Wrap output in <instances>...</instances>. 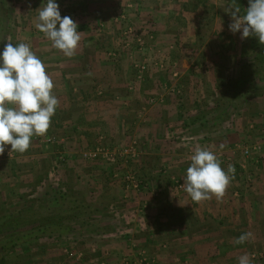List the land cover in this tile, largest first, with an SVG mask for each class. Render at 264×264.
<instances>
[{
	"label": "rangeland",
	"instance_id": "1",
	"mask_svg": "<svg viewBox=\"0 0 264 264\" xmlns=\"http://www.w3.org/2000/svg\"><path fill=\"white\" fill-rule=\"evenodd\" d=\"M86 1L56 0L61 16H70L78 27L83 26L79 17L84 15L77 6ZM101 1L106 5L111 1L116 4L109 6L107 14L100 13L105 18L93 20L94 41L105 45L101 59L117 60L126 67V88L120 85L119 89L133 94L134 102L130 103L134 107L140 104L139 109L129 105L130 114H120L114 122L109 120L106 123L100 116L103 118L98 121L101 127L95 129L97 132L90 145L77 149L59 145L64 136L60 135V130L55 131L58 119L53 116L46 135H34L25 152L10 151L11 146L8 145L0 155V172H12L9 179L0 180V215L4 210L29 205L36 210L47 197L44 193H50L52 188L61 189L84 204L97 208L99 216L91 220L94 223L91 228H97L86 230L82 238L43 234L27 239L5 256L4 264H194V256L188 254L190 250L184 254L180 250L175 251L167 236L162 241H154L157 235H170L176 230H162L158 213L151 210L156 204H163V210L170 211V203L174 205V202L166 200L169 199V191L175 194L170 195L171 200L173 196L179 202L184 201L181 196L184 193L183 176L196 146L215 152L225 170L229 165L235 169L226 189L232 192L227 197L228 201L236 198L241 200L240 203H246L247 198L257 205L259 197L264 195V149L259 153L251 152L248 158L241 153L242 147L264 144V84L260 87L262 95L236 113L232 124H224L206 136H203V131L192 134L183 127L198 116L199 111L215 108L221 91L226 90L223 84L239 70L251 36L241 39L239 32L229 30L232 22L229 7L234 3L240 7L241 15L245 8L234 0ZM44 3L46 0H0V49L8 41L13 44L29 42L42 61L54 60L51 42L35 28L38 8ZM108 19L113 23L108 24ZM85 39L81 37L80 42L95 44ZM39 45L48 50L44 57L40 55ZM177 56L181 57L182 65L175 59ZM193 62L203 64V70L196 73L192 69L190 72L188 67ZM140 63L146 67L141 79L135 68ZM186 69L192 80L189 84L184 83V79L178 81L181 71ZM158 71L165 72L171 84L165 83L160 89L162 94L157 98L173 95L176 104L174 111L170 107L154 109L153 114H164L161 121L167 118L162 135L152 130L151 125L148 132L138 131V122H147L143 114L156 103L154 94L159 92L158 87L154 91H140L139 83ZM104 92L102 86L93 85L85 103L102 105L106 100L102 96ZM143 93H147L148 98L141 103L135 101ZM194 99L196 103H193ZM140 112L143 114L139 115ZM193 125V128L197 126ZM156 134L160 147L154 143ZM44 137H52L55 141L45 143ZM93 151L98 152L96 159L82 156ZM58 156L63 157V162L57 161ZM22 158L27 160L25 164H15ZM70 158H74V162H83L81 171L85 175L98 170L101 178L98 182L107 190L99 194L97 186L90 182L82 188L76 186L71 180ZM257 188L261 189L259 195ZM233 192L237 193L236 197ZM252 192L256 195L244 196ZM191 204L196 205L197 202ZM262 224L263 229L256 233L264 231V221ZM176 229L178 232L180 228ZM260 240V243L245 246L246 251L242 252L251 254L254 264H264V235ZM144 241L145 245L142 244Z\"/></svg>",
	"mask_w": 264,
	"mask_h": 264
},
{
	"label": "crops",
	"instance_id": "2",
	"mask_svg": "<svg viewBox=\"0 0 264 264\" xmlns=\"http://www.w3.org/2000/svg\"><path fill=\"white\" fill-rule=\"evenodd\" d=\"M111 2L106 5V3H103L101 0H88L82 5L78 4L80 5L77 6L78 10L84 15L79 17V21L83 23V26L81 25L77 28L82 34L81 37L86 38L85 40L90 42L95 40V38H93L94 31H92V29H94L92 26L94 24L93 20L103 17L104 15L100 14L101 12L107 14L106 12L110 9L109 6L116 4L115 1H113V3ZM110 20L111 19L107 20L108 24L113 23ZM93 43L95 44L80 42V47L71 58L65 57L61 51L53 48L55 51L54 60L52 62H46L44 59L45 61H43L46 65V71L55 83L53 93L59 100V106L54 114V117L58 119V123L54 129L57 132L60 130V135H63L65 138L61 137L62 140H60L61 143H59L62 148L77 149V147L80 146L83 148L90 145L97 132L95 129L99 130L101 127L98 121L103 120V118L100 116L105 118L104 121L106 123L109 122V120L114 122L116 121V117H120V114L124 115L125 113H129V105L135 110L137 108L139 109L140 104L134 107L133 104L130 103L133 101L131 97L133 94H127L122 92L123 89H119L121 86L126 88L125 84L127 83V79L124 75L126 67H124L122 63L117 62V60L109 61L101 59L102 57L100 55L105 45L99 42L102 44L101 46L99 43H96V41ZM39 52L40 55L44 57V54L47 53L48 50L40 46ZM175 59L177 62H180V65L183 64L181 57L177 56ZM202 66L203 64L199 62H193L188 68L198 73L203 70ZM156 73L154 76L145 77L142 82L139 83L140 91L143 89L144 92H148L149 90L154 91V88L158 87L159 92L154 94V96H156V103L150 106V109L147 110L145 114L142 112L139 113V115L142 113L143 117H147V122H138V131L148 132V130L152 128V130H156V132H160L162 135V133L165 132L164 121H167V118L165 117L166 119L164 118L161 121V117L164 114H162V112L161 114L160 112L153 114L154 109L159 108L164 110L166 107H170L171 110L173 109L174 111L176 104L173 101V95H167V97L165 96L163 99L157 98V96L162 94L160 89L166 85L165 83L171 84V80L169 81L165 72L161 73L158 71ZM179 77L181 78H179L178 81H183L184 79V83L186 84L192 81L189 79L190 75L187 69L182 70ZM93 85L102 86L104 88L105 92L102 96L106 100H103L102 105L99 104L95 106V104L92 105L89 102L85 103V98H87V94L92 89ZM146 94L147 93H143L141 98L138 96V100L135 101H140L138 103H141L142 100L145 101L148 98ZM195 100L196 99L193 100V103ZM137 116L138 113L135 119H137ZM119 121L118 119V122ZM133 123L135 124V122ZM146 134L148 135L149 133ZM149 136H151V134H149ZM155 137L157 143H154L160 147L161 142L158 140V135L156 134L154 138ZM70 159L69 166L73 171L71 180L76 183V186L82 188L83 186H87L86 184L90 182L89 184L95 187L97 186L96 190H98L99 194L107 190V188L103 186L104 184L98 182L101 179L98 170H91L88 175H85V173L83 174L81 171V164L83 162H74V158ZM26 161L27 160H23V158L18 159L15 164H19V162L25 164ZM10 175H12V172L9 170H6V173H3L2 170V172H0V180L5 181L9 179L8 177ZM261 183L258 185L263 184ZM262 187L264 188V184ZM260 190V188H257L256 193L258 194ZM169 193L175 196L171 191H169ZM230 193L232 192L226 191L220 199H217L213 195L211 199L197 202L196 205L191 204L195 202L188 199L190 197L185 192L181 193L184 199V201L181 202H179V200L177 201L173 196L171 200L169 195L170 200L166 199L168 203L171 201L174 202V205L170 203V207H172L170 211H164L163 204H156L151 211L153 213H158L162 230L165 231L167 230L165 228H170L172 231H176L170 235L168 233L166 235L161 233L154 238V241H162L167 236V239L170 241L169 245L174 244L173 247L176 249L175 251L180 250V252L184 254L187 250H190L189 253H187L194 256V261H192L194 264H237L239 255L246 251L245 246L260 243V239L264 235V231L256 233L260 228L263 229L264 195H262V197L258 196L260 201L255 205L256 203L247 198L246 203H240L241 200L239 201L236 198H231L230 201H228L227 197L230 196ZM233 193V196L236 197L237 193ZM250 195L254 196L256 194L252 192L248 194V196H244L250 197ZM259 214H261V218ZM176 228H180L178 232ZM243 233H251V236L245 242L236 244L234 242L235 239ZM142 244L145 245V241L142 242Z\"/></svg>",
	"mask_w": 264,
	"mask_h": 264
},
{
	"label": "clouds",
	"instance_id": "3",
	"mask_svg": "<svg viewBox=\"0 0 264 264\" xmlns=\"http://www.w3.org/2000/svg\"><path fill=\"white\" fill-rule=\"evenodd\" d=\"M229 9L232 17L229 30L239 32L241 39L255 36L264 44V0H248L242 15L234 3ZM35 28L65 57H73L80 47L77 23L70 16H61L56 0H46L38 8ZM54 87L46 65L29 42L4 44L0 49V155L8 145L10 151L23 153L34 135H46L59 106ZM189 161L183 176L184 192L193 202L209 200L213 195L220 199L233 178V166L225 170L218 155L201 146L194 148ZM250 236L251 233H243L234 242L241 244ZM237 264H254V258L244 253L237 258Z\"/></svg>",
	"mask_w": 264,
	"mask_h": 264
},
{
	"label": "trees",
	"instance_id": "4",
	"mask_svg": "<svg viewBox=\"0 0 264 264\" xmlns=\"http://www.w3.org/2000/svg\"><path fill=\"white\" fill-rule=\"evenodd\" d=\"M234 1L244 8L248 7V0ZM243 57L237 73L223 84L226 90L221 91L215 108L199 111L193 120L184 122L183 127H187L192 134L203 131V136H206L218 131L224 124H230L234 115L248 103L262 95L260 87L264 84V44L251 36ZM196 124L193 128L192 125ZM43 195L47 197L36 210L29 205L4 210L0 215V264H4L5 256L11 250L27 239L43 234L82 238L86 230L97 228H91L94 224L91 220L99 216L93 205L84 204L61 189L52 188L50 193Z\"/></svg>",
	"mask_w": 264,
	"mask_h": 264
},
{
	"label": "built area",
	"instance_id": "5",
	"mask_svg": "<svg viewBox=\"0 0 264 264\" xmlns=\"http://www.w3.org/2000/svg\"><path fill=\"white\" fill-rule=\"evenodd\" d=\"M135 68H136L137 72L139 73V76L146 70V67L143 63L136 64ZM139 79H141V76ZM151 102H153V100H151ZM53 141H55V139L52 137H48V138L44 137V140H43V142H45V143H52ZM263 149H264V144H254L251 147H242L241 153H242V156H244L245 158H248L251 152L259 153ZM6 155H7V153H6ZM82 156L86 159H89V160L96 159L98 156V152L97 153L95 151L89 152V153L87 152V153L82 154ZM108 160H110V159H108ZM57 161L63 162V157L58 156Z\"/></svg>",
	"mask_w": 264,
	"mask_h": 264
}]
</instances>
